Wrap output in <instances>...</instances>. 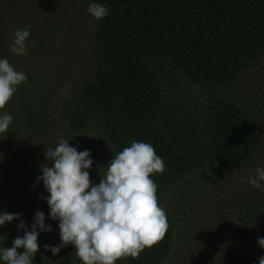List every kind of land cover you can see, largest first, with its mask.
<instances>
[{"label": "trees", "instance_id": "1", "mask_svg": "<svg viewBox=\"0 0 264 264\" xmlns=\"http://www.w3.org/2000/svg\"><path fill=\"white\" fill-rule=\"evenodd\" d=\"M92 3L109 14L97 21L87 11ZM25 28L28 55L17 56L10 46L15 31ZM0 59L27 76L0 109L13 117L0 134V203L13 200L7 188L21 180L45 197L25 213L28 230L37 210L53 229L39 233L32 264H82L73 245L56 255L45 250L60 245V230L37 178L46 148L60 139L56 129L79 133L90 124L104 150L91 158L94 184L100 168L134 140L150 143L165 163L150 178L169 228L138 258L116 264H162L176 213L179 237L168 264H259L264 191L249 178L264 167V0H0ZM160 64L204 89L207 101L192 111L165 104ZM217 164L224 167L211 179L203 169ZM18 198L19 210L25 200ZM7 227H0V247L10 248L25 233L10 239Z\"/></svg>", "mask_w": 264, "mask_h": 264}, {"label": "clouds", "instance_id": "2", "mask_svg": "<svg viewBox=\"0 0 264 264\" xmlns=\"http://www.w3.org/2000/svg\"><path fill=\"white\" fill-rule=\"evenodd\" d=\"M87 11L99 21L110 10L92 3ZM29 36L30 28L15 31L10 51L27 56ZM26 81L25 73L15 70L7 59H0V109L5 108ZM12 121L10 114L0 115V134L8 132ZM44 155L47 163L41 165L42 175L37 183L42 181L49 193L46 199L50 218L59 222L61 241L58 246L45 245L46 251L56 255L62 248L73 245L82 264H116L122 258H138L164 238L169 228L167 214L158 204L157 185L150 177L163 173L165 163L150 143L134 140L130 147L116 153L106 167L100 168L99 184L90 178L94 162L89 150L80 152L61 136L54 148H46ZM256 173L249 183L264 191V167H258ZM40 198L45 199L43 195ZM45 219V214L37 210L29 231L21 214L0 213V227L21 220L18 229L25 233L14 239L12 247H0V261L32 264L39 250V233L53 231ZM258 244L264 249V238H258ZM18 249H24L23 254ZM258 261L264 264V257H258Z\"/></svg>", "mask_w": 264, "mask_h": 264}, {"label": "rangeland", "instance_id": "3", "mask_svg": "<svg viewBox=\"0 0 264 264\" xmlns=\"http://www.w3.org/2000/svg\"><path fill=\"white\" fill-rule=\"evenodd\" d=\"M157 68H158L157 75L161 79V84H162L163 100L165 104H167L168 106H171V105L182 106L184 110L192 111V109L194 108L196 110V106L198 105L200 106L204 104L205 101H207L208 94L206 93V91L204 89H201L197 84L192 82L190 79H187L185 76L171 71L168 68V66H166L165 64H162V65L160 64V66H157ZM63 126L64 125L56 129L57 135L60 137L62 136L65 140L68 139L67 141H69V144L71 147L77 148V150L80 152L84 151L85 149L89 150L92 154L91 158L92 157L97 158L98 154L104 152V150L101 149L102 147H100L101 140L99 138L100 137L99 133L96 131L97 127H94L92 124H90L88 125L87 129H85L82 132H79V133L71 132L70 134H68L71 130L65 132V130L62 129ZM67 135H70L69 138ZM218 167L223 168L224 166L221 164H217L215 166H209V167L204 168L203 172L207 173L208 175H211V179L216 180L217 178L220 177V175H216V171H215V169ZM188 178L189 177L187 178L184 177L183 180H179L176 184H174L170 188L169 193H166L164 196L161 197L162 202L165 203L168 196L170 194H173L179 188V186H182L183 184H185L186 183L185 180H187ZM15 182L12 184H9V187L7 188V190L11 191V193L13 192V196H14L13 200H11V197L6 196L8 198L7 202H3L4 205L0 203L3 209L2 213L9 212L13 214H21V220L26 222L25 213L27 212L28 208L32 210L37 209V207H40L42 205V202L44 204L45 200L44 199L42 200L40 198L41 195H38L37 193H35L34 189H32L31 186L29 189H26L29 186L22 183L21 180L19 182L18 180ZM14 188H18L19 192L17 191L18 189L14 190ZM3 194L7 195V192ZM19 194L20 196L24 197L25 207L23 204L21 209L18 210L19 205H17L18 203L17 201L20 200L18 198ZM21 220H14L10 223H6L8 225L7 229L8 231H10V234H8L9 238L15 235L16 233L18 234L19 232H23L22 230L18 229V225L21 222ZM171 220L173 223V237H174L173 244L168 254V258H166L162 262V264L169 263L171 251L173 250V247L175 246V241L177 242L178 237H179L178 230L180 229L181 218L176 213V215H173V217H171ZM5 240L6 239H4V241ZM4 244L7 245L6 242H4ZM18 251L21 254H23L24 252L23 249L21 250L18 249ZM0 262L1 264H4L3 261H0Z\"/></svg>", "mask_w": 264, "mask_h": 264}]
</instances>
